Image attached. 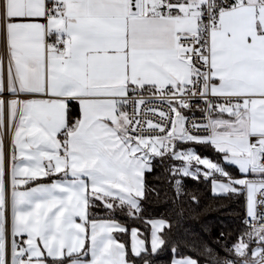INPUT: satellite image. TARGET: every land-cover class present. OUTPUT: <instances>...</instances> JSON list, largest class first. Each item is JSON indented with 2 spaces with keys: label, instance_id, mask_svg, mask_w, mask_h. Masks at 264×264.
Here are the masks:
<instances>
[{
  "label": "snow or ice",
  "instance_id": "obj_1",
  "mask_svg": "<svg viewBox=\"0 0 264 264\" xmlns=\"http://www.w3.org/2000/svg\"><path fill=\"white\" fill-rule=\"evenodd\" d=\"M157 167L173 203L178 177L242 202L235 238L201 249L147 219ZM165 250L264 264V0H0V264Z\"/></svg>",
  "mask_w": 264,
  "mask_h": 264
},
{
  "label": "trees",
  "instance_id": "obj_2",
  "mask_svg": "<svg viewBox=\"0 0 264 264\" xmlns=\"http://www.w3.org/2000/svg\"><path fill=\"white\" fill-rule=\"evenodd\" d=\"M197 150L203 156L217 158L211 149L198 147ZM178 178L182 179L185 194L182 197V203H173V188L168 183L167 174L163 169L157 167L154 174L147 175L148 184L156 188L159 196L149 194V203L145 205V217L169 221L172 224L169 235L173 241L195 244L197 248L201 249L207 244L219 251L216 240L220 237V233L224 232L226 236L231 233L234 239L235 234L243 227L241 223V218L244 215L242 202L214 196L210 183L204 182L203 178L199 181L192 178ZM193 196L196 197V200L192 199ZM180 208L184 210L183 216L177 214ZM119 219L122 223L125 222L124 217ZM134 226L140 227L146 236H150V231H145L139 222ZM120 238L127 239V237ZM221 242H223L222 239ZM185 251L186 254L192 255L194 258L197 256L195 249L190 252ZM170 257L171 253L165 250L155 257H149V259L153 260V264H169ZM201 264H204L203 259Z\"/></svg>",
  "mask_w": 264,
  "mask_h": 264
}]
</instances>
